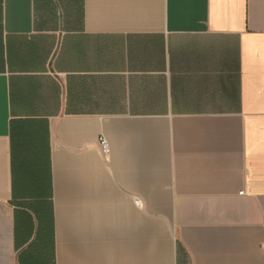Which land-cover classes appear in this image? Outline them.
<instances>
[{
	"label": "crops",
	"instance_id": "crops-1",
	"mask_svg": "<svg viewBox=\"0 0 264 264\" xmlns=\"http://www.w3.org/2000/svg\"><path fill=\"white\" fill-rule=\"evenodd\" d=\"M0 264H264V0H0Z\"/></svg>",
	"mask_w": 264,
	"mask_h": 264
},
{
	"label": "built area",
	"instance_id": "built-area-1",
	"mask_svg": "<svg viewBox=\"0 0 264 264\" xmlns=\"http://www.w3.org/2000/svg\"><path fill=\"white\" fill-rule=\"evenodd\" d=\"M103 149L106 153L109 152V145L105 140L103 141Z\"/></svg>",
	"mask_w": 264,
	"mask_h": 264
}]
</instances>
